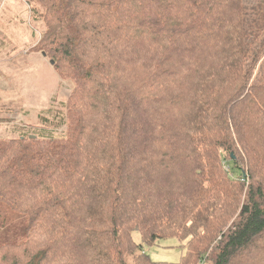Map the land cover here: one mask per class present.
I'll use <instances>...</instances> for the list:
<instances>
[{
  "label": "trees",
  "instance_id": "obj_1",
  "mask_svg": "<svg viewBox=\"0 0 264 264\" xmlns=\"http://www.w3.org/2000/svg\"><path fill=\"white\" fill-rule=\"evenodd\" d=\"M255 1L26 0L74 88L64 134L0 139V264H264Z\"/></svg>",
  "mask_w": 264,
  "mask_h": 264
},
{
  "label": "rangeland",
  "instance_id": "obj_2",
  "mask_svg": "<svg viewBox=\"0 0 264 264\" xmlns=\"http://www.w3.org/2000/svg\"><path fill=\"white\" fill-rule=\"evenodd\" d=\"M43 31L42 20L35 19L26 0H0V139L65 132V125L51 122H59L74 84L63 80L40 50ZM263 67L264 56L257 74ZM133 238L141 241L137 231ZM145 253L154 262L179 263L186 248L177 238H167L145 247Z\"/></svg>",
  "mask_w": 264,
  "mask_h": 264
},
{
  "label": "water",
  "instance_id": "obj_3",
  "mask_svg": "<svg viewBox=\"0 0 264 264\" xmlns=\"http://www.w3.org/2000/svg\"><path fill=\"white\" fill-rule=\"evenodd\" d=\"M44 56H45V54H44ZM51 64L54 65V61H51Z\"/></svg>",
  "mask_w": 264,
  "mask_h": 264
},
{
  "label": "built area",
  "instance_id": "obj_4",
  "mask_svg": "<svg viewBox=\"0 0 264 264\" xmlns=\"http://www.w3.org/2000/svg\"><path fill=\"white\" fill-rule=\"evenodd\" d=\"M256 79H257V76H255L254 80L256 81Z\"/></svg>",
  "mask_w": 264,
  "mask_h": 264
}]
</instances>
